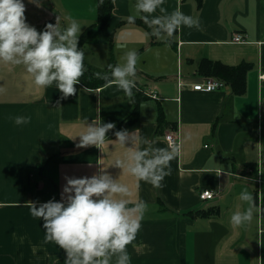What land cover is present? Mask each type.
<instances>
[{"label": "crops", "instance_id": "0c3cea01", "mask_svg": "<svg viewBox=\"0 0 264 264\" xmlns=\"http://www.w3.org/2000/svg\"><path fill=\"white\" fill-rule=\"evenodd\" d=\"M24 2L27 21L38 30L57 18L64 26L75 18L82 31L95 21L86 15L96 13L95 0ZM113 5L103 28L82 45L85 64L96 76L111 71L108 66L127 49L138 51L133 91L145 93L136 122L124 120L135 97L129 99L115 84L90 85L95 77L86 73L76 94L62 98L55 84L36 85L24 65L0 62V264H65V250L46 239L30 202L59 200L66 176H91L101 167L128 186V194L117 198L129 200V207L139 200L148 204L142 227L127 246L132 264H264V0L201 5L165 0L168 13L179 9L198 18L200 27L182 26L160 38L145 22L128 21L136 14L135 0H113ZM161 14L157 9L152 15ZM237 33L243 41L233 40ZM201 59L244 66L243 89L199 70ZM207 76L225 85L194 90ZM16 116L31 120L17 125ZM100 118L114 122L115 132L139 129L156 147H169L165 134L176 133L180 151L163 187L112 164L129 151L115 140L113 129L101 148L78 146L75 136ZM245 189L253 194L254 216L235 226L232 213L248 207L240 199ZM204 190L213 197L201 199Z\"/></svg>", "mask_w": 264, "mask_h": 264}, {"label": "clouds", "instance_id": "9594fccd", "mask_svg": "<svg viewBox=\"0 0 264 264\" xmlns=\"http://www.w3.org/2000/svg\"><path fill=\"white\" fill-rule=\"evenodd\" d=\"M164 3L165 0H135L136 14L130 15L128 21L134 23L136 16H140L157 38L162 34L172 36L182 26L200 27L198 18L179 9L168 13ZM157 9L162 14L152 15ZM25 11L24 0H0V62L24 65L36 85L47 88L55 84L62 98L75 95L76 85L87 69L86 50L79 46L83 24L73 18L64 26L57 18L56 23H47L43 30H38L27 21ZM139 59L136 49H127L115 65L108 66L110 75L101 72L96 75L110 85L115 84L131 99L137 87L132 77ZM30 120V116L14 118L17 125ZM113 128L114 122H104L102 118L88 122L86 130L75 136L80 137L78 146L101 148ZM115 136L129 151L124 159L117 158L112 164L126 166L138 180L163 187L162 181L171 173L170 162L179 154V146L156 147L139 134V129H120ZM105 169L101 167L91 176H66L59 200L53 197L45 202H30L31 215L43 221L46 239L65 250V264H132L127 246L141 229L148 204L139 200L129 207V200L117 198L128 194L129 188ZM240 199L248 207L232 213L231 223L235 226L250 223L254 216L252 192L242 190Z\"/></svg>", "mask_w": 264, "mask_h": 264}, {"label": "trees", "instance_id": "16d2710c", "mask_svg": "<svg viewBox=\"0 0 264 264\" xmlns=\"http://www.w3.org/2000/svg\"><path fill=\"white\" fill-rule=\"evenodd\" d=\"M197 5H201L203 0H195ZM97 5V15L96 19L93 24L89 25L83 33L79 37V46L82 47V45L89 39V36L91 33L96 32L103 28V26L106 24L109 17L113 14V0H103L101 3V0H96ZM136 22L144 23L143 20H135ZM50 23V22H48ZM146 27V23L142 24ZM87 66V65H86ZM198 69L208 71L212 76H216L219 78L224 79L225 81L235 82V85H237V90H242L244 83H245V67H233V66H227L224 65L221 62L218 61H212L209 59H201L198 63ZM111 71H108L110 75ZM86 73L90 75H94L93 72H91L87 66V69L83 75V77H86ZM94 82L90 85H97V84H103L108 82L102 76H95ZM208 77V76H207ZM206 78V77H205ZM203 78V79H205ZM91 79V80H93ZM145 93V91H144ZM144 93L138 92L136 96H134V103L133 108L130 114L124 119L128 122H136L139 117V104L144 99ZM164 123V118L162 116V111L159 110V124ZM174 127V126H172ZM116 129V128H115ZM115 129H113V135H115Z\"/></svg>", "mask_w": 264, "mask_h": 264}, {"label": "built area", "instance_id": "2783aa9c", "mask_svg": "<svg viewBox=\"0 0 264 264\" xmlns=\"http://www.w3.org/2000/svg\"><path fill=\"white\" fill-rule=\"evenodd\" d=\"M233 40L236 42L243 41V35L242 34H235L233 37ZM264 78V75L262 76ZM225 85L224 81L218 80L213 77H206L203 79V81L195 83L193 85L194 90H199V91H213L216 89H219ZM165 140L167 141L168 146L170 145H178L179 146V140L177 138V135L175 132H170L165 134ZM213 197V192L210 190H204L203 192L200 193V198L201 199H210ZM260 228H264V224H260Z\"/></svg>", "mask_w": 264, "mask_h": 264}, {"label": "rangeland", "instance_id": "374dc122", "mask_svg": "<svg viewBox=\"0 0 264 264\" xmlns=\"http://www.w3.org/2000/svg\"><path fill=\"white\" fill-rule=\"evenodd\" d=\"M93 1V0H92ZM95 6H96V13H94L93 11L92 12H90V11H88V13H86V15H87V17H88V19H94V17H95V19H96V15H97V5H96V0H95ZM87 7L88 8H90L91 9V6L89 7V5H87ZM93 22V20H91V23ZM90 23V22H89ZM90 23V24H91ZM94 23V22H93ZM92 23V24H93ZM86 29V28H85ZM84 29V30H85ZM83 30V31H84ZM83 31L81 32V34L83 33Z\"/></svg>", "mask_w": 264, "mask_h": 264}]
</instances>
